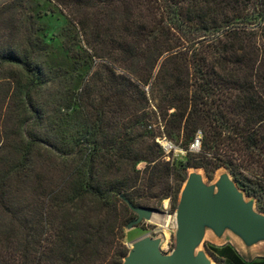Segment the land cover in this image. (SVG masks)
<instances>
[{
	"label": "trees",
	"instance_id": "1",
	"mask_svg": "<svg viewBox=\"0 0 264 264\" xmlns=\"http://www.w3.org/2000/svg\"><path fill=\"white\" fill-rule=\"evenodd\" d=\"M48 1L78 29L87 48L103 47L111 59L113 67L104 66L103 85H90L97 76L93 73L80 93L81 98H104L98 107L89 105L96 132L118 130L136 148H116L117 158L131 164L127 170L116 168L122 178L104 186L93 180V167L72 184L65 178L30 185L24 171L31 151L23 150L21 163L0 173V264H121L127 254L122 246L115 250L116 260L98 258L104 226L100 212L105 217L111 200L123 202L121 197L141 207L167 199L175 204L188 168L209 176L224 167L264 214L263 2ZM0 61L34 74L29 57L11 46ZM107 105L116 113L110 126ZM160 127L184 151V161L165 160L154 141ZM198 132L200 148L192 152ZM89 149L88 161L97 159L96 142ZM137 163L145 164L142 171L135 169ZM76 170L68 176L79 174ZM172 176L174 184L169 183ZM26 186L31 189L27 196L21 191ZM86 199L96 206L94 216L85 209ZM211 254L224 264H264L246 262L229 244L213 247Z\"/></svg>",
	"mask_w": 264,
	"mask_h": 264
},
{
	"label": "rangeland",
	"instance_id": "2",
	"mask_svg": "<svg viewBox=\"0 0 264 264\" xmlns=\"http://www.w3.org/2000/svg\"><path fill=\"white\" fill-rule=\"evenodd\" d=\"M9 46L29 57L34 74H27L18 64L0 61V173L21 163L23 150L28 147L30 167L24 173L29 177L30 185H52L65 178L67 184H72L77 179H85L90 167L95 169L93 180H98L102 186L121 179L122 174L115 169L127 170L131 163L118 159L115 150L119 145L134 150L136 143L129 137H122L118 130L109 129L99 135L89 105L94 102L95 107L104 98L80 96L83 85L93 73L97 76L90 85L96 84V88H100L103 85L101 79L105 77L104 66L113 67L105 54L106 49L97 45L93 50L87 48L78 29L48 0H0V55ZM98 80L101 81L97 83ZM104 110L105 123L110 126L116 115L115 107L107 105ZM94 142L100 148V154L97 159L88 161L86 155ZM177 149L180 152L173 153L166 161H174V164L184 161V151ZM144 165L137 163L135 169L142 171ZM105 167L110 169L107 171ZM75 168L80 175L68 176ZM191 173L198 174L202 183L213 186L215 191L222 175L232 180L224 167L209 176L202 169L188 168L185 180ZM169 181L176 183L173 176ZM234 185L245 201H251ZM21 191L26 196L31 193L27 186ZM86 201L85 209L90 208V214L94 216L96 206L93 207L90 199ZM176 205L177 202L174 204L168 199L154 207L144 205L154 210L150 219L125 229L135 215L123 202L111 200V208L106 210L105 217L101 211L102 217L98 218L104 222L100 233L102 242L97 246L98 258L116 260L117 247L122 246L128 252L133 242L145 237L159 239V251L169 255L174 247ZM58 215L60 217L62 213L58 212ZM206 232L209 236H204ZM225 244L231 245L246 262L264 260V240L246 245L230 229L216 235L212 229L205 228L195 252H202L210 264H224L211 254V249Z\"/></svg>",
	"mask_w": 264,
	"mask_h": 264
},
{
	"label": "water",
	"instance_id": "3",
	"mask_svg": "<svg viewBox=\"0 0 264 264\" xmlns=\"http://www.w3.org/2000/svg\"><path fill=\"white\" fill-rule=\"evenodd\" d=\"M121 199L136 215L125 229L150 219L153 209ZM174 219V247L169 255L159 251V239L145 237L130 245L121 264H210L202 252H195L205 228L216 235L230 229L246 245L264 240V214L255 210L253 201L244 200L226 175L218 179L215 191L213 186L204 185L198 174H189L179 193Z\"/></svg>",
	"mask_w": 264,
	"mask_h": 264
},
{
	"label": "built area",
	"instance_id": "4",
	"mask_svg": "<svg viewBox=\"0 0 264 264\" xmlns=\"http://www.w3.org/2000/svg\"><path fill=\"white\" fill-rule=\"evenodd\" d=\"M259 2H263L264 0H257ZM160 133L155 137L154 141L158 145L159 149L163 153L165 160L169 159V156L173 153L180 152L177 147L168 139L164 133L162 132V128L159 129ZM200 148V133L198 132L191 143L189 150L192 152H198Z\"/></svg>",
	"mask_w": 264,
	"mask_h": 264
},
{
	"label": "bare ground",
	"instance_id": "5",
	"mask_svg": "<svg viewBox=\"0 0 264 264\" xmlns=\"http://www.w3.org/2000/svg\"><path fill=\"white\" fill-rule=\"evenodd\" d=\"M152 218H153V216H152ZM163 236H164L163 238H165V235H164V233H163ZM204 236H209V233H208V232H206ZM163 238H162V240H163Z\"/></svg>",
	"mask_w": 264,
	"mask_h": 264
}]
</instances>
